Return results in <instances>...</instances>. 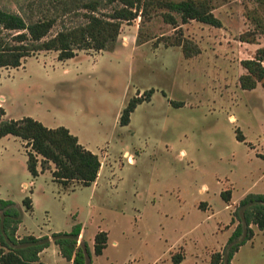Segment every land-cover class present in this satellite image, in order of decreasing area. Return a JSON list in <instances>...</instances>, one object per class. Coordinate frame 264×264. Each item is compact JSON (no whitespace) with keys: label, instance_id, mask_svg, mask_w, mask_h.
<instances>
[{"label":"rangeland","instance_id":"rangeland-1","mask_svg":"<svg viewBox=\"0 0 264 264\" xmlns=\"http://www.w3.org/2000/svg\"><path fill=\"white\" fill-rule=\"evenodd\" d=\"M89 1L0 0V8L26 22L55 18L49 39L84 24ZM91 1H99L97 16L120 7ZM210 3L221 28L183 23L175 14L172 25L163 10L150 8L120 22L106 50H79L65 61L39 51L18 68L0 67V122L32 118L48 129L64 127L101 165L91 186L64 187L52 178L53 164L30 176L25 141L0 139V200L21 210L19 238L50 239L80 225L78 243L93 253L95 235L105 232L107 247L92 264H172L176 254L181 264H210L223 251L240 200L264 194V90L240 85L242 62L264 49V5ZM179 39L198 53L186 58L172 45ZM140 97L146 101L122 127L123 109ZM253 231L231 264H264V231ZM55 249L45 260L67 264Z\"/></svg>","mask_w":264,"mask_h":264},{"label":"trees","instance_id":"trees-1","mask_svg":"<svg viewBox=\"0 0 264 264\" xmlns=\"http://www.w3.org/2000/svg\"><path fill=\"white\" fill-rule=\"evenodd\" d=\"M108 5L118 4L111 14L97 16L99 1H89L83 5L85 23L65 29L55 36L45 39L52 30L56 19L43 18L34 22H26L20 15L0 8V67L18 68L22 60L39 51L58 52V60L73 59L76 51H103L115 41L120 22L135 20L138 14L146 15L150 8L163 10V17L169 24L175 25L178 15L183 23L196 21L202 24L221 28V22L212 13L210 0H102ZM264 5V0H259ZM263 27V26H262ZM264 34V29L262 31ZM45 39V40H44ZM188 43L175 40L172 45L182 47L186 58H192L198 51H191ZM264 49L257 51L256 58L242 62L247 74L240 78L242 90L251 91L261 84L264 90ZM152 91L146 95L149 97ZM146 99L134 98L123 109L120 117L122 127L129 124L130 115L135 108ZM12 136L26 142L29 149L26 167L32 178L48 170L54 165L52 178L66 187L71 182H78L83 187L91 186L100 171L97 155L83 148L77 137L68 129L59 127L48 129L32 118L5 120L0 122V139ZM238 142H243L237 136ZM264 159V157H262ZM40 168V171L38 170ZM227 202L229 192L222 194ZM22 205L26 211L32 210L30 198H25ZM22 212L11 201L0 200V264H45L39 260V254L53 243L60 256L70 264H92V256H101L107 247V234L99 232L94 237L93 253L85 242L78 243L81 226L75 225L69 233H55L35 238L27 236L17 238L16 233L22 221ZM234 218L237 225L228 238L221 253L211 257L210 264H231L239 249L254 236L253 226L264 231V194H247L240 200ZM183 255L176 254L171 258L172 264H181Z\"/></svg>","mask_w":264,"mask_h":264},{"label":"crops","instance_id":"crops-1","mask_svg":"<svg viewBox=\"0 0 264 264\" xmlns=\"http://www.w3.org/2000/svg\"><path fill=\"white\" fill-rule=\"evenodd\" d=\"M4 138H7V136L4 137ZM37 178H38V177H37ZM97 179H98V178H97ZM21 226H22V224H20L19 227H18V230H17V233H16L17 238H19L18 236H20V235H19V229H20ZM35 238H39V237H35ZM19 239H20V238H19ZM51 247H54V248H55V245H53V243H51L50 246H49V248L43 250V251L39 254V260H40L41 262H43V263H45V264H49V263L47 262V260H45L44 256H45V254L50 250ZM55 250L59 253L58 248L55 249ZM59 256H60V254H59ZM60 257H61V256H60ZM61 258H62V257H61ZM62 261H63V262H66L67 264H70L69 262L65 261L63 258H62Z\"/></svg>","mask_w":264,"mask_h":264},{"label":"built area","instance_id":"built-area-1","mask_svg":"<svg viewBox=\"0 0 264 264\" xmlns=\"http://www.w3.org/2000/svg\"><path fill=\"white\" fill-rule=\"evenodd\" d=\"M128 161H129V159H128Z\"/></svg>","mask_w":264,"mask_h":264}]
</instances>
